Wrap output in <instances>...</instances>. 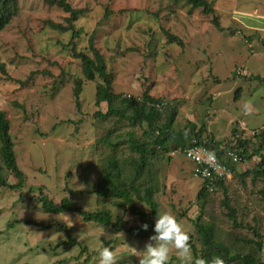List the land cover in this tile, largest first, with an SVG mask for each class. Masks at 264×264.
<instances>
[{"label":"rangeland","instance_id":"374dc122","mask_svg":"<svg viewBox=\"0 0 264 264\" xmlns=\"http://www.w3.org/2000/svg\"><path fill=\"white\" fill-rule=\"evenodd\" d=\"M68 1L86 10L73 22L74 29H68L70 14L45 0H19L13 19L0 29V63L5 70L0 69V109L10 121L17 163L25 178L22 189L0 187V264H97L101 247L116 253L117 264H138L137 255L143 254L148 238L87 221L72 211L48 212L39 198L44 193L59 203L68 197L84 210L109 209L114 217L124 218L127 213L125 228L140 222L120 199H105L91 191L113 149L97 142L109 129L96 115L108 110L107 101L96 102L98 85L105 81L98 75L87 80L82 60L73 50L75 45L91 55V33L105 58L113 92L140 98L147 90L163 97L179 108L176 129L187 123L196 124L197 130L206 126L202 140L214 137L233 143L234 129L252 139L249 156L236 162L235 173L228 166L230 175L224 179L242 224L238 237L255 238L254 226L264 233L261 184H253L250 177L247 188L241 184V174L258 166L264 152L262 137L252 135L264 129V79L253 77L264 78V0H208L214 13L186 0ZM52 23L67 28L56 29ZM73 30L82 31L72 37ZM167 31L182 44L169 42ZM78 79L83 80L79 99ZM245 103L252 108L247 115ZM166 113L164 109L158 122H164ZM134 131L143 139V130L126 120L115 125L110 139L118 142L115 149L122 160L138 157L128 141ZM167 157V153L153 157L148 165L159 210L180 221L198 250V216L213 223L215 238L234 243L228 233L237 227L227 216L222 189H210L205 204L197 198L203 180L193 174V163L182 155ZM3 168V177L17 183L16 176ZM149 177L146 171L140 183H148ZM136 205L151 212L145 200L138 199ZM41 223L51 227L42 228ZM261 257L264 260V251ZM168 264H181L171 246Z\"/></svg>","mask_w":264,"mask_h":264},{"label":"trees","instance_id":"16d2710c","mask_svg":"<svg viewBox=\"0 0 264 264\" xmlns=\"http://www.w3.org/2000/svg\"><path fill=\"white\" fill-rule=\"evenodd\" d=\"M19 0H0V29H3L14 17V14L18 10ZM52 5H58L63 8L70 15L67 18L69 26L68 29L73 28V22L80 16L84 15L85 9L74 8L68 0H45ZM193 7L203 8L206 13L215 12L212 3L208 0H186ZM214 23L219 30L221 28L218 20L214 17ZM56 29H66L67 27L62 24H53ZM82 30H73L72 37H78ZM169 42H178L182 44L181 39L166 32ZM95 34L91 33L88 39V49L91 51V55L78 51L73 45V50L76 53V57L82 60V72L87 80H94L98 75L104 79V83L98 85L96 102L107 101V112L97 111L96 115L99 120L106 121L109 125V129L104 131L101 137L97 139L98 144L107 143L113 149L106 158L102 168L100 170L99 181L91 190L93 193L98 194L105 199H120V203L127 206L132 215H138L140 222H137L128 228H125L126 221L122 216H113V213L109 209L100 210H84L77 205H74L68 197H64L59 203L53 202L47 195L42 193L39 197L42 201L43 207L48 212L62 213L72 211L83 215L84 219L91 222L103 224L104 226H111L115 230L120 231L127 229L128 233L134 234L139 238H148L153 232V225L155 223V217L161 213L158 207L157 201L154 199V192L156 191L155 184L150 182L152 178V171L149 168L150 159L156 156L167 153V159L170 160L171 156L169 152L175 148H186L193 142L192 136L199 143L206 144L211 150H213L221 160H223L228 166L232 168L235 173V164L231 157L227 156L228 150H234L242 156H249V150L251 145V138H245L242 136V131L234 129L235 140L232 143V139L225 141L216 140L214 137H210V140L205 141L201 139L202 134L206 130V126L203 125L198 130L196 124H188L181 129H176L178 124V106H171L163 97H155L145 90L140 98L132 95L117 94L112 91L111 79L107 70V65L103 54L99 51V48L94 43ZM0 69L4 70L3 64L0 63ZM255 79H264L260 75L253 76ZM83 80L78 79L76 81L75 94L77 99L82 92ZM166 109V115L164 122H158L163 114V110ZM126 120L130 125L139 127L143 130V139L136 137V133H129V147L133 152L138 153V157L132 161L122 160L117 154L115 144L110 138H113L115 132V125L121 121ZM147 124V127L145 126ZM184 129V130H183ZM153 139H152V137ZM154 135V136H153ZM262 137L264 140V129L258 132L255 137ZM175 143L171 145L170 141ZM264 149L263 146H260ZM259 149L255 151L260 152ZM163 153V154H162ZM261 153V160L258 166L247 169L241 174V184L244 188H247L246 177H250L252 183H260L259 192L264 194V152ZM3 165L11 171L17 178V183H10L3 177ZM149 173L148 183H140V178ZM25 184V178L23 171L19 168L16 154L14 151V141L10 134V121L8 120L5 112L0 109V187L8 186L12 188L22 189ZM215 186L222 189L224 196V203L228 209L227 216L233 221L236 230H231L228 233V237L231 240H235L234 243H225L223 240L215 238L214 225L212 222L204 220L201 216H198L195 220L197 239L200 243L199 250L195 247V244L189 240L191 249L193 250L194 260L197 258H203L206 262H212L215 258H221L223 264H264V260L261 254L264 251V233H261L256 226L253 230L256 234L255 238L238 237V231L241 229L242 224L238 221L236 209L231 204L229 193V185L226 183V179L217 180ZM211 196L210 189L207 186V181H203L202 187L198 193L197 198L204 200L205 204ZM145 200L149 205L151 212L141 210L136 205L137 200ZM205 204L202 211L205 210ZM202 213V212H201ZM147 223L149 225L147 230L141 228V224ZM42 228H49L51 225L41 223ZM259 232H258V231ZM71 241H75L72 239ZM242 242H246L249 247H244Z\"/></svg>","mask_w":264,"mask_h":264},{"label":"clouds","instance_id":"9594fccd","mask_svg":"<svg viewBox=\"0 0 264 264\" xmlns=\"http://www.w3.org/2000/svg\"><path fill=\"white\" fill-rule=\"evenodd\" d=\"M243 111L245 115L252 111L249 103L243 105ZM193 158L198 162L208 164L212 168L218 167L217 158L213 151H208L203 158L200 156H194ZM123 216L124 219H128L127 213H123ZM60 219L68 224L66 219ZM148 227L149 225L146 222L141 224V228L144 230H147ZM189 240V233L180 221L168 211L161 212L155 217L153 232L149 235L148 241L142 249L143 254L137 255L139 257L138 264H168L170 246L175 249V254L181 264H223L221 258H215L212 262H206L203 258L193 260ZM117 261L116 253L111 248L101 247L98 249L97 264H117Z\"/></svg>","mask_w":264,"mask_h":264},{"label":"built area","instance_id":"2783aa9c","mask_svg":"<svg viewBox=\"0 0 264 264\" xmlns=\"http://www.w3.org/2000/svg\"><path fill=\"white\" fill-rule=\"evenodd\" d=\"M243 126L246 125L243 123ZM257 131L252 132V135H256ZM208 151L211 150L206 144L199 143L196 140L192 142V144L186 148L179 147L177 149L171 150L169 155H182L188 160H190L193 165V174L197 177L202 179L203 181H207V186L209 189H212L215 186V183L217 180L224 179L226 176L230 175V168L228 165L219 158V156L215 153L217 158V164L218 167L212 168L208 164H205L203 162H198L196 159H194V156H200L201 158L205 157L207 155ZM227 156L231 157V159L234 162H243L244 159L240 154H238L234 150H228Z\"/></svg>","mask_w":264,"mask_h":264}]
</instances>
